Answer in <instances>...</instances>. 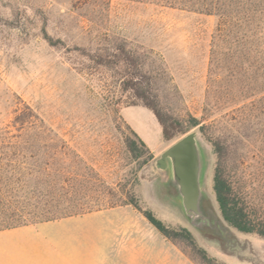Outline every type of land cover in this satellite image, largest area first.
I'll list each match as a JSON object with an SVG mask.
<instances>
[{
    "label": "rangeland",
    "instance_id": "1",
    "mask_svg": "<svg viewBox=\"0 0 264 264\" xmlns=\"http://www.w3.org/2000/svg\"><path fill=\"white\" fill-rule=\"evenodd\" d=\"M215 23L212 15L137 0H0V121L16 106L28 104L54 128L55 139L63 138L79 154V165L98 174V192L89 201L133 197L167 225L187 228L217 260L264 264V238L227 225L213 191L217 156L208 138L222 134L232 144L230 177L264 201L262 133L256 131L246 142L238 125H227L221 113L214 123L203 115L211 105L228 106V91L238 84L230 85L224 74L218 83L209 78ZM119 43L133 50L154 76L165 109L184 123L194 116L206 125L205 135L198 126L192 130L203 153L205 204L225 226L221 235L193 227L167 184L169 171L153 168V159L180 136L164 140L148 108L129 106L136 105L131 104L137 101L135 90L124 83L118 65L105 63ZM228 113L238 115L233 109ZM129 129L154 155L139 170L122 142Z\"/></svg>",
    "mask_w": 264,
    "mask_h": 264
},
{
    "label": "trees",
    "instance_id": "2",
    "mask_svg": "<svg viewBox=\"0 0 264 264\" xmlns=\"http://www.w3.org/2000/svg\"><path fill=\"white\" fill-rule=\"evenodd\" d=\"M137 1L215 17L209 78L218 83V77L224 74L230 85L237 80L238 84L228 91V106L211 105L203 115L213 118L214 123L216 115L221 113L227 125H238L243 141L249 142L256 131L264 139V0ZM106 55L110 62L105 63L118 65L124 83H130L135 90L137 101L131 104H141L152 111L164 140L182 136L196 126L205 135L206 125L199 118L190 116L184 123L164 108L154 86V76L133 50L119 43ZM100 61H105L103 56ZM229 109L238 115L229 117ZM56 136L54 128L28 104L16 106L7 120L0 121V229L131 204L197 264H225L209 255L187 228L167 225L153 211L140 207L133 197L105 204L89 201L97 195L98 174L92 168L80 166L79 154L63 138L55 139ZM208 139L217 156L213 191L221 218L239 232L264 238V201L253 198L242 189V184L230 177L227 164L232 144L222 134ZM122 142L129 156L137 161L138 170L154 158L132 129L122 134Z\"/></svg>",
    "mask_w": 264,
    "mask_h": 264
},
{
    "label": "crops",
    "instance_id": "3",
    "mask_svg": "<svg viewBox=\"0 0 264 264\" xmlns=\"http://www.w3.org/2000/svg\"><path fill=\"white\" fill-rule=\"evenodd\" d=\"M0 264L196 263L139 210L121 204L0 229Z\"/></svg>",
    "mask_w": 264,
    "mask_h": 264
},
{
    "label": "water",
    "instance_id": "4",
    "mask_svg": "<svg viewBox=\"0 0 264 264\" xmlns=\"http://www.w3.org/2000/svg\"><path fill=\"white\" fill-rule=\"evenodd\" d=\"M152 165L159 172L169 171L167 184L193 227L210 229L220 235L226 230L205 204L202 189L203 153L195 130L183 134L167 146L153 159Z\"/></svg>",
    "mask_w": 264,
    "mask_h": 264
}]
</instances>
